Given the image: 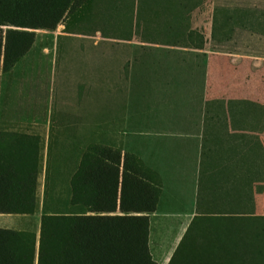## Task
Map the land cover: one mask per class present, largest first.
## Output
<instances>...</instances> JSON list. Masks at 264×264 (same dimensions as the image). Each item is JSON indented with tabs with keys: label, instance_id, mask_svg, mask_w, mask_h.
I'll list each match as a JSON object with an SVG mask.
<instances>
[{
	"label": "rangeland",
	"instance_id": "1",
	"mask_svg": "<svg viewBox=\"0 0 264 264\" xmlns=\"http://www.w3.org/2000/svg\"><path fill=\"white\" fill-rule=\"evenodd\" d=\"M20 1L4 0L0 12ZM34 33L31 49L9 72L0 73V143H38L36 209L32 216L0 215V229L38 235L42 204L47 211L67 210L68 186L62 181L72 171L70 144L82 143L84 151L108 142L109 38L184 46L190 52L186 58L211 61L213 108L229 116L243 108L246 131L252 115L254 134L258 119L264 143V0H73L54 31ZM96 95L103 113L97 118ZM97 125L101 132L93 129ZM44 143L66 172L56 170L62 181L52 182L46 199ZM195 231L200 245L223 264H260L264 226L205 220Z\"/></svg>",
	"mask_w": 264,
	"mask_h": 264
},
{
	"label": "crops",
	"instance_id": "2",
	"mask_svg": "<svg viewBox=\"0 0 264 264\" xmlns=\"http://www.w3.org/2000/svg\"><path fill=\"white\" fill-rule=\"evenodd\" d=\"M188 51L109 38L108 142L93 143L132 154L155 173L160 196L156 212L149 215L148 246L157 264L169 262L196 217H264L259 121L254 134L252 115L245 129L243 108H236L234 116L213 108L211 61L188 59ZM99 97L92 99L95 118L103 115ZM97 126L93 129L101 132ZM70 146L68 160H77L83 145Z\"/></svg>",
	"mask_w": 264,
	"mask_h": 264
},
{
	"label": "trees",
	"instance_id": "3",
	"mask_svg": "<svg viewBox=\"0 0 264 264\" xmlns=\"http://www.w3.org/2000/svg\"><path fill=\"white\" fill-rule=\"evenodd\" d=\"M72 8L73 0H22L0 12V73L31 49L34 30L54 31ZM38 163V143H0V215H34ZM61 168L48 151L44 199L52 182L61 183ZM68 169L62 181L67 210L47 211L42 204L38 235L0 229V264H157L148 246L149 215L160 196L155 173L132 154L93 144ZM205 220L264 226V217H196L167 264H223L196 237V225ZM259 262L264 264L261 251Z\"/></svg>",
	"mask_w": 264,
	"mask_h": 264
}]
</instances>
